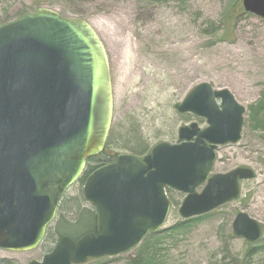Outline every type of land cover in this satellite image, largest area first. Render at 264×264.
<instances>
[{
  "label": "water",
  "instance_id": "obj_1",
  "mask_svg": "<svg viewBox=\"0 0 264 264\" xmlns=\"http://www.w3.org/2000/svg\"><path fill=\"white\" fill-rule=\"evenodd\" d=\"M242 5L264 19V0ZM114 106L109 57L86 19L39 7L0 26V248L26 251L43 242L64 194L105 150ZM175 108L205 118L207 127L181 126L179 143L159 142L142 158L119 154L94 169L83 194L96 209L95 230L62 236L28 264H83L136 249L165 226L167 188L186 194L179 208L185 219L239 198L241 181L255 178L254 169L211 174L218 146L241 140L247 108L228 88L207 82ZM233 221L237 237L249 243L262 237V224L248 213Z\"/></svg>",
  "mask_w": 264,
  "mask_h": 264
},
{
  "label": "rangeland",
  "instance_id": "obj_2",
  "mask_svg": "<svg viewBox=\"0 0 264 264\" xmlns=\"http://www.w3.org/2000/svg\"><path fill=\"white\" fill-rule=\"evenodd\" d=\"M40 1L44 0H0V24L34 10ZM232 5L237 9L242 0H57L42 6L68 18L86 19L106 48L115 102L111 151L129 152L123 144L131 137L152 149L159 142H179L181 126L197 122L206 127L203 118L175 108L203 82L217 90L228 88L247 108L241 140L218 147L213 173L251 167L256 177L241 183L239 200L164 237L154 264H230L235 255L243 258L246 240L232 228L241 211L263 225L264 243V128H254L249 108L264 97V19L244 10L229 20L225 15ZM83 188L78 181L65 194L40 246L15 252L0 248V263L28 264L48 255L60 241L55 223L75 222L82 211L95 209L85 200ZM171 196L179 205L172 202L164 229L184 219L179 208L185 194L173 190ZM137 252L138 248L83 264H138ZM258 262L264 264V251L254 264Z\"/></svg>",
  "mask_w": 264,
  "mask_h": 264
},
{
  "label": "trees",
  "instance_id": "obj_3",
  "mask_svg": "<svg viewBox=\"0 0 264 264\" xmlns=\"http://www.w3.org/2000/svg\"><path fill=\"white\" fill-rule=\"evenodd\" d=\"M56 1L57 0L40 1L36 3V5L34 6V10L23 11L16 18H20L24 15H27V13H30V12H35L37 9H39V7H42L46 4L50 5V3H54ZM232 7H233V10L232 11L230 10L228 15H225L226 18H229V20H234L236 19L238 15L245 13L244 11L245 9L243 6H239V8L237 9L233 5ZM16 18L6 19L0 25L16 20ZM249 108H250V119H252L254 123V128L256 129L260 127L264 128V97L261 100H259L257 104L251 105ZM111 141H112V136H110L105 146L106 149L104 150V152L101 153V155L97 157H91L89 159L88 167L85 170L86 172L83 174V176L80 178L79 181L84 183L86 178L91 174V172L95 168L102 166V164L111 163L115 160L119 152L116 150H112V151L110 150L109 147H110ZM123 147L127 148L129 152L136 154L138 156H143L146 153L151 151V147L148 146L147 143H143L141 142V140L136 139V138L134 139L132 137L129 138L127 143L124 142ZM171 192H173V190L168 189L170 200L175 205H179V201L172 198ZM208 215L209 214L207 213L202 216H195L194 218L183 219L182 221H179L176 225H172V227L165 228V229L163 228L161 229V231L156 232V233L150 232L148 237L138 247L137 255L139 257L136 258L137 260H135V263L154 264L155 263L154 258H155L156 251L159 248V245L161 244V241L164 237H170L174 233L183 231L186 227L192 225L194 222L200 221L202 218ZM77 217L78 218L76 219L75 222L68 223L63 220L61 221L59 220L57 224L55 223V227L53 229H54V233L58 235L59 239L62 236H70L74 239H78L82 237V235L85 233L93 232V230L96 228L98 216H97L95 209L94 210L92 209V211H89V212L82 211ZM52 226L53 224L50 227H48L49 229L48 232L51 230L50 228H52ZM245 243H247V247L245 249L244 254H242L243 258L239 256L237 257L235 255L230 261V264H254L256 263L258 256L264 251V243H262V239H260L259 241L255 243H248L247 241ZM0 264H11V263L8 260L7 261L4 260ZM258 264H260V262H258Z\"/></svg>",
  "mask_w": 264,
  "mask_h": 264
},
{
  "label": "flooded vegetation",
  "instance_id": "obj_4",
  "mask_svg": "<svg viewBox=\"0 0 264 264\" xmlns=\"http://www.w3.org/2000/svg\"><path fill=\"white\" fill-rule=\"evenodd\" d=\"M184 114H192V113H184ZM193 115V114H192ZM195 116V115H194ZM195 117H197V116H195ZM197 118H199V117H197ZM202 118V117H201ZM200 119V118H199ZM204 119V118H203ZM204 121H205V119H204ZM193 123V122H192ZM191 124V123H190ZM200 126V125H199ZM201 127V126H200ZM201 128H204V127H201ZM176 143H178V142H176ZM172 190V189H171Z\"/></svg>",
  "mask_w": 264,
  "mask_h": 264
}]
</instances>
